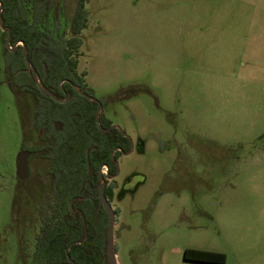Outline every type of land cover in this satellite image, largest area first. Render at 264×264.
I'll return each instance as SVG.
<instances>
[{
    "label": "rangeland",
    "instance_id": "obj_1",
    "mask_svg": "<svg viewBox=\"0 0 264 264\" xmlns=\"http://www.w3.org/2000/svg\"><path fill=\"white\" fill-rule=\"evenodd\" d=\"M59 3L68 38L77 0ZM85 9L76 73L132 144L116 156L108 200L116 264H195L185 248L225 250L231 262L246 229L222 233V217L264 215V0H87ZM2 33L0 264H27L46 161L32 159L18 182V152L40 142L36 102L7 82Z\"/></svg>",
    "mask_w": 264,
    "mask_h": 264
},
{
    "label": "trees",
    "instance_id": "obj_2",
    "mask_svg": "<svg viewBox=\"0 0 264 264\" xmlns=\"http://www.w3.org/2000/svg\"><path fill=\"white\" fill-rule=\"evenodd\" d=\"M59 1L0 0L1 22L7 28L2 33L4 43L8 32L11 35L5 52L13 56L11 61H6V79L16 93L32 92L35 100H38L33 112L34 127L39 138L50 141L44 147L34 148L66 150L63 153L64 160L70 165L76 159L78 165L84 166L87 163L86 153L93 164H97L95 161L99 164L102 160L111 163L113 147L119 144L121 150L128 151L129 139L118 128L111 126L112 123L102 113L99 114V126L95 117L97 103L83 96L71 85H76L80 91L93 96L83 75L76 73L77 54L82 44L79 34L87 23V0H77L75 12L69 19L68 38L61 29L63 9ZM19 41L26 46L28 58L36 69L40 84L59 99L65 98L66 93H69L66 102L60 103L56 98L42 93L32 74L17 75L29 69L24 60L23 45H17L15 50L9 48ZM56 118L67 124V133L62 137H52L53 133L49 129L52 120ZM102 128L109 129L104 132ZM24 148L25 143L22 149ZM82 186L83 184L62 185L60 201L58 204L56 202L58 218L48 217L44 226H40L27 264H109L106 253L108 213L103 206H99L97 193L87 209L83 201H74L72 208L77 211L73 214L68 205L74 189L79 191ZM91 188L96 191V184H91ZM113 188L114 184H110L105 189L108 199L113 196ZM101 209L106 214L104 219H101ZM70 244L72 245L69 247ZM183 257L209 264H224L226 260L222 252L191 248L184 250Z\"/></svg>",
    "mask_w": 264,
    "mask_h": 264
},
{
    "label": "flooded vegetation",
    "instance_id": "obj_3",
    "mask_svg": "<svg viewBox=\"0 0 264 264\" xmlns=\"http://www.w3.org/2000/svg\"><path fill=\"white\" fill-rule=\"evenodd\" d=\"M5 30H7L6 27H5ZM5 30H3V31H5ZM19 42H21V41H19ZM17 43L18 42H16L12 46V48L16 49V46L18 45ZM11 50H13V49H11ZM26 72L32 74L30 68L29 69L27 68ZM32 76H33V74H32ZM71 85L74 87L75 90L80 92V89L76 85H73V84H71ZM26 93H31L33 95V97L35 98V95L32 92H26ZM69 96H70V94L66 93L65 98H63V99L57 98L56 101H58L60 103L66 102L68 100ZM37 101L38 100H35L36 104H38ZM95 102L97 103V107H98V102L97 101H95ZM96 110H97V108H96ZM55 121L61 122L60 129L55 128V125H54ZM33 125H34V122H33ZM66 125L61 119H58V118L53 119L51 122V127H49L50 131H52V133H53L52 137H54V136L55 137H62V135L66 134L67 133V132H65L67 129ZM111 126H113V125H111ZM114 127H116V126H114ZM34 129H35V127H34ZM104 129H106V130H103L105 132L109 128H104ZM53 140H55V139L53 138ZM39 141H40L39 144H37L36 146L44 147L47 143H49L50 140H47V139L40 137ZM129 141H130V139H129ZM21 150H26L30 154L28 157V175L23 180H21L17 177L18 182H24L31 175L32 163L30 161L32 159L38 158V159H42V160L46 161V165H44V166H46L45 172H44L45 177L40 181V183L47 184V190H45V192L42 193V195L39 197L38 202L34 206V210L37 212L36 214H37V218H38V222H39V226H38V232H39L40 226L41 227L44 226L45 220L48 217L53 216L55 218H58L57 215H58L59 209H58V206H56V202L58 204V202L60 201L61 187L63 184H83L82 188L79 191H77L76 188L74 189V191L72 192V197L69 200L68 205H69L71 211L73 212V214L75 211H77L76 208H72V204L74 201H77V200L83 201L85 206H86V209H87V206L89 205V203L91 204V202H92L91 200H92L93 196L95 195V193H97V195H98L97 202L99 204V185L100 184H105L104 185V193H105V189L110 184H114L113 196H112V198H113L115 189L117 188V184H118L117 181L115 180V177L118 174V165L116 163L115 154L116 155L128 154L132 150V144L130 141V148L128 151L121 150L119 144L115 145L112 149L111 163H109L107 160H102L99 164H98V161H95V163H97V164H93V162L88 158V155H87L88 153H86V157H87L86 162L87 163L84 166H83V164L78 165L76 159H74L72 165L65 163V160H64L65 158H64L63 153H66V150H61V149L46 150L44 148H37L36 149L32 146H27V145H26V148L21 149ZM33 162L36 164H40V162H37V161L36 162L33 161ZM53 163H54V166H52ZM113 169H115V171L112 172L111 170H113ZM91 184H96V191H93V189L91 188ZM112 198H111V200H112ZM81 215H82V213H81ZM20 246H21V249H24V245H21V243H20ZM191 249H198V248H191ZM199 250H202V249H199ZM185 260H187V259H185ZM188 261H192V260H188ZM194 262H196V261H194Z\"/></svg>",
    "mask_w": 264,
    "mask_h": 264
},
{
    "label": "crops",
    "instance_id": "obj_4",
    "mask_svg": "<svg viewBox=\"0 0 264 264\" xmlns=\"http://www.w3.org/2000/svg\"><path fill=\"white\" fill-rule=\"evenodd\" d=\"M235 206V205H234ZM227 216L222 217L220 222H224L222 233L234 234L236 232L240 235L241 227L246 229L244 235L239 236L236 246L231 247L232 261L230 262L227 257V251L221 249H209V248H198L202 250L222 252L226 256L224 264H264V228H262L260 234L252 233L264 227V215H243V216ZM229 217V218H228ZM244 217V219H242ZM254 217V219H253ZM258 223L254 225V223ZM227 228V229H226ZM235 243V240L234 242ZM118 262V260H116ZM195 264H209L190 261Z\"/></svg>",
    "mask_w": 264,
    "mask_h": 264
},
{
    "label": "water",
    "instance_id": "obj_5",
    "mask_svg": "<svg viewBox=\"0 0 264 264\" xmlns=\"http://www.w3.org/2000/svg\"><path fill=\"white\" fill-rule=\"evenodd\" d=\"M1 7H2V5L0 3V12H1ZM0 25H1L2 30H5V26H3L2 22H1V17H0ZM10 39H11V35H10V32H8L7 39H6L7 45H9ZM21 44L23 45L25 63L31 69V72H32V74H33V76H34V78L37 81V84L39 86V89L44 94H49L51 97H53L55 99L56 98L55 95L48 88H46L42 84H40V82L38 81L36 69L33 66V64L31 63L30 59L28 58L26 46H24L23 42H21ZM9 48L13 49V50L15 49L12 47H9ZM80 92L84 96H86L87 98L98 102V107L96 110L95 117H96L97 124L99 125V114L101 112L100 101L97 98H95L94 96L86 94L82 91H80ZM54 125H55L56 129H60L61 122L55 121ZM102 130H106V129L103 128ZM29 154L30 153L26 150H20L17 154V157H16V175L21 180L25 179L28 175V157H29ZM104 185L105 184L99 185V206H103L108 213V222H107V229H106V234H107V243H106L107 260H108L109 264H116V258H115V252H114V237H113V226H114V221H115V212L112 209V207H111V205H110V203H109V201H108V199L104 193ZM71 245L72 244H70L69 247ZM62 264H68V263H62Z\"/></svg>",
    "mask_w": 264,
    "mask_h": 264
}]
</instances>
